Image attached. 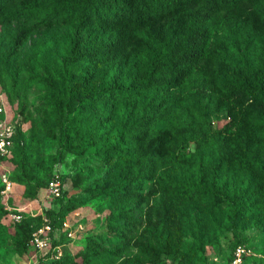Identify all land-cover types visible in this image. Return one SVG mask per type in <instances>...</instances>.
<instances>
[{
	"label": "trees",
	"instance_id": "16d2710c",
	"mask_svg": "<svg viewBox=\"0 0 264 264\" xmlns=\"http://www.w3.org/2000/svg\"><path fill=\"white\" fill-rule=\"evenodd\" d=\"M0 26L10 58L33 33L67 29L32 40L10 83L11 203L17 185L37 199L67 154L83 159L70 189L61 175L58 210L47 214L53 232L78 207L70 190L108 167L83 194L109 199L118 242L91 237L51 264H161L173 255L196 264L227 230L264 234V0H0ZM47 140L57 148L41 155ZM43 224L23 214L17 248ZM238 232L228 264L250 241Z\"/></svg>",
	"mask_w": 264,
	"mask_h": 264
},
{
	"label": "rangeland",
	"instance_id": "374dc122",
	"mask_svg": "<svg viewBox=\"0 0 264 264\" xmlns=\"http://www.w3.org/2000/svg\"><path fill=\"white\" fill-rule=\"evenodd\" d=\"M66 31V28H59L55 30V33H33L30 41L20 52L18 58H10L7 56L6 53L10 49V44L4 39L0 40V94L3 96L6 104L9 118L15 116L17 107V102L10 104L7 99V95L12 94L10 83L17 74V71L21 68L22 59L26 56L32 40L38 38L44 43H47L52 36L64 34ZM36 93L37 88L35 86L28 89V106L34 118H37L35 116L37 106ZM216 126L217 124H215ZM27 127H29V123L23 125V128ZM56 148L57 142L55 140H47L41 148V155L55 152ZM90 160V163L97 164L94 157ZM83 163V159H75L74 156L67 154L65 159L56 165L55 170L66 179V188L70 189L72 180L80 171ZM6 164L10 170H13L15 167L9 162ZM107 169L108 167L101 170L94 168L89 171L88 175H84V177H87L80 186L70 190L67 198L73 195V198L78 202V207L65 217L62 228L50 233L51 243L53 244L54 241L57 242V245H53L50 251L48 249L40 250L32 239L27 244L25 250L19 247L17 248V245L20 243V239L15 235V223L17 221H14L11 216H0V264H51V261L62 258L65 255L74 256L79 254L85 248L91 237L105 239L110 246L116 245L118 237L116 239L110 230V219L113 218L115 212H113V207H111L109 199L103 196L89 197L83 194L86 193L85 191L94 181V177L104 176ZM50 181L45 187L41 188L38 198L33 201L25 200L23 197V185H17L14 190L16 200L13 202L14 205H12L21 209V213L29 214L34 218L38 216L48 218L47 214L49 212H56L58 210V200L50 196ZM79 195L84 196L79 199ZM236 232L238 230H227L218 243L205 245L204 260L196 264H228L229 258L232 255ZM238 234L241 237H250V241L246 245L247 249L250 250V254L245 256L244 264H253L254 257L264 256V234L259 227H253L246 232H238ZM182 247L186 250L192 249L191 238H188L186 243L184 242L182 244ZM99 257L100 262L109 261L107 254ZM161 264L181 263L179 256L173 255L165 258Z\"/></svg>",
	"mask_w": 264,
	"mask_h": 264
},
{
	"label": "built area",
	"instance_id": "2783aa9c",
	"mask_svg": "<svg viewBox=\"0 0 264 264\" xmlns=\"http://www.w3.org/2000/svg\"><path fill=\"white\" fill-rule=\"evenodd\" d=\"M0 114L3 118L0 119V182L2 189L0 191V199L5 209L9 211L11 218L14 221H20L23 217L21 209L16 208L11 203V196L14 189V181L11 178V170L7 166L8 159L13 154L15 123L13 118L7 115L6 104L3 96L0 94ZM62 194V180L61 175L55 171L50 181V196L52 198L60 197ZM52 225L49 218L44 217V224L33 232L32 241L40 249L50 250L52 247L51 233ZM250 254V250L246 245H239L234 251L232 264H244L246 255Z\"/></svg>",
	"mask_w": 264,
	"mask_h": 264
}]
</instances>
